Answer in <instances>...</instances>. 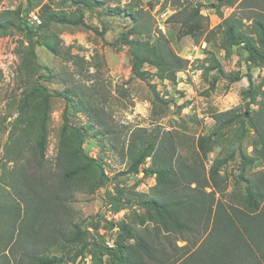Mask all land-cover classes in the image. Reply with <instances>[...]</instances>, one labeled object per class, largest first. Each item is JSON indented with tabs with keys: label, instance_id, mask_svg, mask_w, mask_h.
Here are the masks:
<instances>
[{
	"label": "rangeland",
	"instance_id": "1",
	"mask_svg": "<svg viewBox=\"0 0 264 264\" xmlns=\"http://www.w3.org/2000/svg\"><path fill=\"white\" fill-rule=\"evenodd\" d=\"M45 2H51L53 9L70 21H53L48 26L40 25L42 17L40 23L31 21L30 13ZM97 2L86 8L66 0H0V19L15 20L11 11L21 9V15L37 30L33 39L42 40L41 44L35 42L36 57L29 61L28 33L16 28L7 33L0 31V206L18 199L11 179L16 177L18 167L31 159L37 166L30 165L28 170L39 168L34 148L43 116L37 107L42 104L47 122L46 159L42 165L51 176L48 186L57 190L59 205L63 202L64 219L81 230L77 243L66 250L55 248L51 254L65 251L67 264H92V253H99L105 241L114 242L117 236V227L112 229L106 218L114 223H128L154 246L157 261L144 257L145 264H192L190 258L203 244V228L207 224L210 227L211 215L204 225L196 223V231L159 230L146 218L147 211L137 204L135 195L155 196L160 190L156 178L143 171L118 175L130 163L124 146L136 127L159 135L175 168L183 161L190 171L198 173L196 177L201 174V183L183 185H187V192L207 198L212 210L218 202L229 211L232 207L246 209L248 183L259 185L264 196V63L250 64L248 70L244 44L231 43L225 34L226 21L235 20L236 32L253 37L262 48L253 17L264 12V0ZM117 8L123 10L119 15L113 12ZM177 8L181 13L173 19ZM81 13L82 21L75 22ZM188 13L194 17L191 22L201 25L195 39L190 35L179 37V20ZM134 28H144L147 36L163 35L175 52L188 61L175 81L160 82L152 67H143L140 76L132 73L129 48L119 39L123 32ZM217 61L227 73L238 74L241 79L233 83L218 79L211 89L210 82L218 75ZM246 74L257 86L255 103L251 97H244V91L251 86ZM39 84L52 96L38 92ZM26 93L31 95L30 115L20 110ZM71 93L74 112L68 123L89 129L83 147L103 164L108 176L106 184L94 190L83 182L65 184L59 180L63 170L60 144L69 143L71 148L75 145L71 129L63 132L67 102L64 95ZM98 121L105 126H99ZM201 139L211 147L207 157L199 144ZM19 140L22 142L16 145ZM12 142L26 148L22 157L11 158ZM241 154L254 159L253 164L242 162V173ZM216 159H224L225 164L218 170L217 183H212L209 170ZM151 164L150 157L146 166ZM141 218H146V222L142 224ZM68 229L72 232L75 228ZM123 239L126 244L134 243L126 236ZM82 248L88 255L79 259Z\"/></svg>",
	"mask_w": 264,
	"mask_h": 264
},
{
	"label": "trees",
	"instance_id": "2",
	"mask_svg": "<svg viewBox=\"0 0 264 264\" xmlns=\"http://www.w3.org/2000/svg\"><path fill=\"white\" fill-rule=\"evenodd\" d=\"M75 4H83L86 8L94 7L98 4L97 0H66ZM223 3L226 0H217ZM262 10V9H261ZM123 10L117 8L113 10L116 15ZM172 15L176 19L180 15L179 8ZM199 9L196 13L199 14ZM16 19H0V31L7 33L16 28L28 33L29 52L28 60L33 61L36 57L34 44H41L42 40L33 39L37 35V30H33L32 23L21 15V9L12 10ZM30 12V9H29ZM42 22L40 25L48 26L53 21H70L65 15L53 9L51 2H45L38 9ZM193 15L188 13L179 21L182 24L179 37L190 35L194 39L201 25L198 22H191ZM254 18V25L259 30V39L262 45L260 48L253 37L236 32V21H226V37L233 44H244L248 51L247 60L248 70L250 64L264 63V12L260 11ZM83 13L75 22H81ZM143 29H129L120 36V42L128 46L132 59V73L142 75V68H155L160 82L175 81L178 72L187 68L188 61L182 58L170 46L167 38L163 35L147 36ZM28 62L24 60V63ZM35 62V61H34ZM35 65L37 63L35 62ZM215 68L218 75L210 82V88H215L218 79H226L230 83L237 82L241 76L234 73H227L222 65L217 61ZM250 80V89L244 91V97H251L253 103L257 102L255 95L256 84L250 74H246ZM36 90L45 93V97L52 94L41 84L37 85ZM68 92H65L66 94ZM70 95V96H67ZM64 95L66 99L65 126L64 131L70 128L71 140L75 141L74 148L69 143L60 144V159L63 167L60 174V181L65 184L72 182H83L91 189L102 187L106 184L108 176L105 173L103 164L97 159L87 154L83 147L86 140L88 128L85 125L75 127L69 125L68 121L73 115L74 104L73 94ZM47 100V99H45ZM31 95L26 93L20 107L22 114L30 115ZM248 104V109H249ZM39 134L35 154L39 160L38 169L28 170L33 164L30 159L28 164L18 167L17 175L12 179V184L16 188L15 203L0 206V264H67L66 252L60 255L51 254L59 249L66 250L71 244H75L80 239L81 230L77 224L64 219V205L57 199V190L48 186L50 174L43 168L46 143H47V122L46 114L41 109ZM249 112V111H247ZM33 113V112H32ZM92 120V119H91ZM93 121V120H92ZM99 126L105 123L98 121ZM105 126V125H104ZM95 127V126H91ZM157 134L146 130L143 127H136L131 131L129 142L124 146L125 154L130 159L127 170L121 174H139L143 171L146 175H154L157 186L160 189L155 192V196H148L146 193H136L137 204L147 211V219L155 224L159 230H174L178 232L194 231L196 223H204L211 215L210 227L205 225L203 228V244L191 256L192 264H264V196L259 185L248 183L246 188V209L232 207V211L222 202H218L212 210L207 198H202L200 194L187 192V182L190 184L195 181L200 182L196 177L197 172L190 171L183 161L173 166L172 159L166 156V147L163 139ZM22 141L19 140L16 145ZM203 154L208 156L211 147L201 139L199 142ZM12 150L11 158L18 159L24 155L26 148L15 146L10 143ZM9 156V158H10ZM151 157V165L146 166L148 158ZM241 173L245 171V163L253 164L254 159L247 158L241 154ZM41 163V165H40ZM225 164L224 159H216L211 164L209 179L212 183H217L218 170ZM143 167V168H142ZM205 183L208 184V182ZM205 185V184H204ZM212 193V192H211ZM208 193L209 196L214 195ZM211 194V195H210ZM114 198H111V200ZM117 201V199H114ZM130 201V200H129ZM112 204V202H110ZM113 206V204H112ZM206 217L204 220H202ZM104 218V216H103ZM146 218H141L140 222H146ZM106 223L113 229L117 227V236L110 246L106 241L101 246L98 253L93 252L91 256L92 264H145L144 257L149 261L156 262V250L152 244L144 237L136 234L131 226L122 221L114 223L104 218ZM202 220V221H201ZM193 222V223H192ZM202 225V226H203ZM5 226V228H4ZM74 227L69 232L68 227ZM134 240L133 244H126L123 237ZM2 243L4 244L2 246ZM80 258H86L87 253L84 249L80 250ZM78 255L73 258L77 259Z\"/></svg>",
	"mask_w": 264,
	"mask_h": 264
},
{
	"label": "built area",
	"instance_id": "3",
	"mask_svg": "<svg viewBox=\"0 0 264 264\" xmlns=\"http://www.w3.org/2000/svg\"><path fill=\"white\" fill-rule=\"evenodd\" d=\"M30 17H31V21H34V22H36V23H40V22H41V18H40V14H39V12H38V9L32 11V12L30 13ZM108 244H109L110 246H112V245H113V242L108 243Z\"/></svg>",
	"mask_w": 264,
	"mask_h": 264
}]
</instances>
